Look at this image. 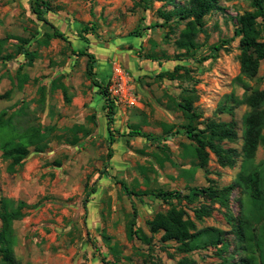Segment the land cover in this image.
Returning <instances> with one entry per match:
<instances>
[{
    "label": "rangeland",
    "instance_id": "obj_1",
    "mask_svg": "<svg viewBox=\"0 0 264 264\" xmlns=\"http://www.w3.org/2000/svg\"><path fill=\"white\" fill-rule=\"evenodd\" d=\"M40 1L52 9L44 16L65 39L46 38L54 29L31 13L33 0H0V146L13 141L28 150L12 166L0 149V206L19 208L20 217L11 222L17 262L178 264L186 258L193 264H248L244 259L253 255L255 264H264V116L261 141L253 158L245 160L244 117L250 107L235 104L244 94L264 91V61L255 78L240 76L246 91L237 79L234 18L251 11L249 1H219L193 38L197 48L187 52L179 43L191 19L165 21L159 12L172 9L167 1ZM17 39L33 52L30 63ZM81 50L94 57L91 75L87 56L72 52ZM181 54L187 57L176 60ZM177 65L189 71H178L170 80L168 73ZM24 74L27 80L20 83ZM189 99L200 116L194 122L198 129L210 120L233 124L236 139L221 145L236 150L234 167H220L212 154L210 174L195 165L187 122L177 107ZM107 100L114 112L110 127ZM110 128L116 139L108 159ZM133 128L148 137L131 135ZM252 174L257 183L234 188L229 210L214 205L209 218L194 220L195 231L220 232L222 248L188 253H179L175 242H163L162 232L152 234L146 224L168 211L167 203L123 189L185 194L188 187L208 186V180L223 187ZM181 207L192 217L190 206L183 202ZM137 230L149 242L130 233Z\"/></svg>",
    "mask_w": 264,
    "mask_h": 264
},
{
    "label": "trees",
    "instance_id": "obj_2",
    "mask_svg": "<svg viewBox=\"0 0 264 264\" xmlns=\"http://www.w3.org/2000/svg\"><path fill=\"white\" fill-rule=\"evenodd\" d=\"M156 1H167V3L172 4V9L169 11H160L159 14L161 18L165 21L176 18V20L184 21L191 19L187 23L186 29V39L180 41L179 46L187 51L190 49L197 48V44L193 41L194 36L201 31L204 25V17L217 9V4L222 0H187L185 6H176L173 0H156ZM251 11H246L234 18V36L238 38V49L240 50L239 63L240 72L237 79L241 82L242 88L246 91L248 86L241 80V77L246 79H253L257 76L259 72V64L264 61V28H261V23H264V0H248ZM52 11L47 2L40 0H33L31 7V13L36 17L38 21L50 25L54 29L51 34H45L46 38L58 37L65 39L63 34L58 31V29L50 24L45 18V13ZM260 21V22H258ZM88 29L83 28L82 32L86 33ZM83 38V37H82ZM19 44V52L29 60H32L33 52H30L26 47L23 46L26 41L22 39ZM4 39L0 40V53L2 51ZM220 48L215 46L212 51L217 52ZM76 56H87L90 65L87 68V74L91 75V68L94 67V57L92 54L86 53V51H72ZM176 60H181L182 57H187L185 54L176 56ZM210 58H213L210 57ZM155 60L153 58H149ZM206 59V58H205ZM207 60V59H206ZM189 71L183 66L177 65L171 73H168L170 80H174L173 74L178 71ZM27 80V75H21V82ZM99 87L100 93L108 98V93L105 88H102L99 83H95ZM108 101L106 104L107 109V124L110 127L113 120V105ZM184 104H178V108L182 111V115L186 120L184 126L185 134L192 144V153L194 159L197 161L196 166L203 168L205 173L210 174L207 165L209 161V154H212L217 161V164L222 168H232L235 166L237 152L232 148H224L221 142L229 141L233 142L236 139V132L233 124L217 123L214 121H207L203 128L198 129L194 125L195 119H197L199 114L192 109L191 100H184ZM246 104L250 107V113L245 115L244 124L245 132L243 135L244 143L242 145V154L245 160H250L254 156L255 148L258 143H260V129H261V119L264 116V91H254L250 95L244 94L243 99L237 100L235 104ZM231 109H227L229 113ZM131 135L139 137H148L144 133H141L138 129L131 131ZM150 137V136H149ZM116 139L114 135V130L110 128V139L109 148L107 153V158L112 157V149L110 145ZM0 149L2 151L3 157L11 160V165H16L20 163L26 156H28V150L25 145L6 141L1 144ZM257 176L254 174L248 176H240L232 183L223 186L216 187L213 182L208 180V186H194L188 187L187 192L182 194L179 191H167L166 189H154L145 191L132 192L127 190L126 187L123 189L132 194L135 197H146L152 196L155 199L161 200L169 205V210L165 213H157L152 220L148 221L146 224L152 234L162 232L163 242H175L177 243L176 250L179 253H188L192 250L201 248L205 249L208 246L217 247L221 245L222 239L220 232L214 230H199L195 231L194 220L200 221L204 218H209L214 212V205H218L220 208L229 210V203L231 198V193L234 188L241 186H255L258 181ZM95 191L92 187L87 193V198L91 193ZM175 201V205H173ZM87 202V199L85 200ZM190 206L192 217L184 210L182 203ZM8 206L4 203L0 206V264H19L14 257L12 251L13 237L11 222L18 219L19 208L8 210ZM239 228V225H238ZM240 230V228L238 229ZM132 235L136 236L138 240L143 242H149L147 236L141 231L137 230L135 232H130ZM240 237L241 234L238 231ZM242 238V237H241ZM250 261L247 257L244 259L248 264H255V259L253 255L250 256ZM108 264V263H106ZM113 264H116L115 262ZM178 264H193L192 261L182 258Z\"/></svg>",
    "mask_w": 264,
    "mask_h": 264
}]
</instances>
